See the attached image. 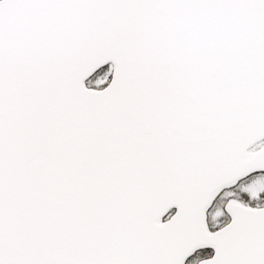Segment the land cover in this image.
Segmentation results:
<instances>
[{
	"label": "snow or ice",
	"instance_id": "obj_1",
	"mask_svg": "<svg viewBox=\"0 0 264 264\" xmlns=\"http://www.w3.org/2000/svg\"><path fill=\"white\" fill-rule=\"evenodd\" d=\"M0 264H264V0H0Z\"/></svg>",
	"mask_w": 264,
	"mask_h": 264
}]
</instances>
